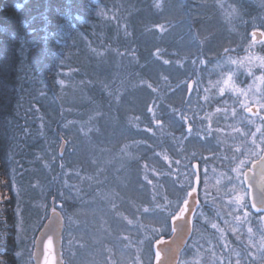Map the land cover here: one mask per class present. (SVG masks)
<instances>
[{"label":"trees","instance_id":"16d2710c","mask_svg":"<svg viewBox=\"0 0 264 264\" xmlns=\"http://www.w3.org/2000/svg\"><path fill=\"white\" fill-rule=\"evenodd\" d=\"M161 1H3L0 10V182L6 199L0 205V231L5 236L4 249L7 248V253L1 254L2 264H33V242L50 210L57 209L64 222L66 221L68 209L64 204L67 200L62 198L60 192L71 188L64 177L70 144L66 127L72 125L76 119L73 110L81 108L76 98L82 95L86 100V107L91 103L90 92L93 93L94 100H105V92L100 91L91 74H104L99 67L104 55L117 56L121 60H134L137 56V29H143V34H147L154 27L156 22L150 12H154ZM176 2L185 14V22L189 23L190 31H194L197 27L195 25L198 24L197 8L202 10L206 3L213 8L232 12L233 15L236 12L239 18H231L233 34L228 39L233 41L218 52L215 48L204 49V41L185 58L177 55L176 51H167L163 46L154 50V55L164 60L170 56L176 62L186 61L188 68L186 74L181 77H167L157 83L154 80L147 82V85L152 86L148 87L150 98L136 114L131 115V119L136 123L132 126L139 130L137 135L140 139L135 140L143 147L137 162L142 164L143 173L150 179L151 184H156L155 189L151 185L153 193L150 209L161 216L165 215V218L151 223H138L141 225V231L136 235L127 236L128 242L133 245H136L139 239L143 240L142 243L148 250L146 257L141 261L137 260L136 253L133 254L128 260L130 264H136L137 261L140 264H152L150 242L170 234L169 220L172 213L178 211L177 203L183 202L191 188L189 179L194 176L192 161L195 160L191 153L197 150L201 154H209L211 166L216 169V174L210 175L207 180L200 174L201 188L211 178L216 181V175L221 178L219 185L227 188L224 185L225 180L222 179V171L223 167L230 163L225 158L231 156L235 148L242 147L243 150L247 146L243 141L248 134L246 132L244 138H225L228 134L220 135V131H216L219 127L227 129V126L222 124L225 120L222 114H219L222 120L217 117L221 125L212 127L215 145L209 148L198 146L203 140L194 135L192 137L190 130L186 129L180 113H183L181 105L187 99L174 82L180 81L181 85L183 81L192 80L195 83L194 90L201 87V103L208 112L216 106L226 104L225 98L230 100V97H238L233 90L236 86L246 84L247 68L242 69V66L247 64L245 59L235 60V72L239 70L242 74H234L231 83H225L226 73L234 66L233 59L250 43L247 35L249 29L255 26L264 30V0ZM203 38L201 36V39ZM256 49L259 52L264 51V44L257 45ZM248 53L250 52L246 49L244 55L247 56ZM215 58L217 65L207 69L210 61ZM93 60H96L94 69L91 65ZM203 61L208 72L205 78L202 75L205 71L201 73L200 68ZM215 73L222 75L216 77L218 74ZM90 82L93 83L92 86ZM170 92H173L172 98ZM178 92L181 94L180 98ZM149 106L153 107V113L148 112ZM214 119L216 120V117ZM154 120L161 121V124L158 126ZM62 140L65 145L67 143L68 149L60 155L59 146ZM237 142L240 145L237 146ZM231 190L234 189L222 192L209 188L210 201L201 206L206 212V218L201 221L195 217L193 223V235L189 244L195 245L194 250L192 249L195 253H191L187 245L182 257L189 259L183 260L184 264H221L227 255L233 262L238 260V264H264V260L255 257L264 255V249L252 243V239L256 237L255 229L251 230L253 234H249V229H244L245 224L238 223L233 218L236 210L233 209L234 203L229 201ZM219 192L224 193L226 201H222L217 195ZM171 200L176 201L174 208L170 204ZM247 207L249 208V205ZM35 210L38 211L36 228L29 241H24L20 237L23 228L21 219L34 216ZM219 211L224 220L215 217L214 214ZM254 219L250 223L252 227L255 224ZM235 225L238 228H234ZM162 226L166 228L162 230ZM218 228L226 243L223 251L215 243ZM191 254L195 259L192 263L189 262ZM249 256H252V259ZM220 257L221 263L218 261ZM63 260L68 264L64 257Z\"/></svg>","mask_w":264,"mask_h":264},{"label":"rangeland","instance_id":"374dc122","mask_svg":"<svg viewBox=\"0 0 264 264\" xmlns=\"http://www.w3.org/2000/svg\"><path fill=\"white\" fill-rule=\"evenodd\" d=\"M2 3L0 10L3 6ZM179 8L176 0H162L154 12H150V16H154L156 23L147 34H143V29H137V56L134 60H121L117 56H103L99 62V67L104 74L91 75H93L95 83L99 85L100 91L105 92V100H94L93 93L90 92L91 103L89 107H86V100L82 95L76 98L81 108L73 110L76 119L72 125L66 127L70 144L69 153L65 160L67 171L64 177L71 188L63 193L60 192L62 198L67 200L64 206L68 209L62 235V246L64 245L62 256L68 264H130L128 260L135 253L137 260L141 261L148 253L143 240L139 239L136 245H133L128 242L127 236L136 235L141 231V225L138 223H151V221L155 222L165 218V215L161 216L155 210L150 209L153 193L151 185L155 189L156 184L155 182L149 183L150 179L145 177L142 164L137 162L138 154L142 153L143 147L137 144L135 140L140 139L137 135L139 130L132 126L136 123L131 119V115L136 114L150 98L147 82L154 80L157 83L164 81L167 77L170 79L181 77L182 74H186L188 66L186 61L176 62L170 56L166 60L157 57L154 55V50L156 47L163 46L167 51H176L177 55L185 58L189 52L197 49L199 43L204 41V49L215 48L218 52L227 43L233 41V39H228L233 34L231 18L233 20L239 18L236 12L233 15L232 12H225L222 9H217V7L213 8L209 3H206L202 10L197 8L198 17L196 20L198 24L195 25L197 27L194 31H190L189 23L185 22V14ZM180 17H183L182 20L179 19ZM254 30L258 32L260 28L254 26L249 29L247 35L250 43L246 49L250 53L245 56L244 51L246 49L242 48L243 50L237 54V57L233 59L232 64L234 66L226 73V82L231 83L235 77V64L237 62L235 60L237 58L245 59L247 64L251 63L254 70L264 69V51L259 52L256 49L257 45L262 46L264 44V30L263 34L259 36L254 34ZM201 36L204 38L201 39ZM259 38L260 41H255ZM215 60L216 58L210 61L207 69L217 65ZM247 64L242 66L243 70L247 68ZM91 65L94 69L96 60H93ZM200 68L201 73L205 71L202 74L205 78L208 72L205 70L204 61ZM215 74H218L216 77L222 75L220 73ZM245 75L248 80V74ZM254 77L251 79L252 84L247 85L246 81L245 85L234 88L233 92L238 97H230V100L225 98L226 104L212 108L216 109L212 112L211 110L208 112L205 108L202 109V106L205 105L201 103L203 101L201 87L194 90V83L191 96L188 97V80L183 81L181 85L180 81L174 82V85L182 90L183 97L187 99L181 105L183 114L187 117V120H183L186 129L190 130L189 134L203 140L202 143L198 144L201 148H209L215 145L214 141L216 140L211 133L212 127L221 123L219 121L222 120L220 116V120H218L217 113L224 116L225 120L222 124L227 126L226 130L221 127L217 128L216 131H220V135L228 134L225 138H229V136L242 137L245 132L246 134L249 133L246 138L243 136V141L247 143V146L243 150L242 147L235 148L231 156L225 158L230 163L223 167L224 170L222 171V179L225 180L224 185L227 188L219 185L221 178L217 175L216 181L211 178L207 183L205 182L203 187L199 189V198L202 203L194 217H198L201 221L205 220L204 214L206 212L201 206L210 201L209 188H216L222 192L231 188L235 189L229 191L231 192L229 201L234 203L233 209L236 210L233 218L238 223L245 224L244 229H255L256 237L252 239V243L261 247V241L264 238V225H261L260 222L264 221V216L261 214L252 215L248 191L241 186L242 172L250 166L253 157H258L264 148V112H262L263 122L255 123L253 121L252 126L249 125L247 121L249 117L245 112L253 103L262 106L264 109V76L255 74ZM92 85L93 83L90 82V86ZM172 93L169 94L170 98H172ZM178 96L181 97L180 92H178ZM231 100L237 102L231 103ZM215 116L217 122L212 124ZM255 118L254 116L253 119ZM219 139L221 138L219 137ZM204 141L206 145H204ZM236 144L237 146L240 145L238 142ZM66 148L68 149L67 143L64 148L65 151ZM191 156L195 159L192 164L198 162V168L201 171L200 174H203L204 180H207V177L210 178V175L216 174V169L211 166L209 154H201L196 150L191 153ZM241 161H244L243 165H241ZM237 168L241 169L239 173L234 171ZM185 179L189 178L185 177ZM189 180L192 188L195 175H192ZM217 195L222 201H226L224 193L219 192ZM237 196L243 198L240 201L243 206H237L234 202ZM5 199L0 182V205ZM170 204L174 208L176 201L171 200ZM219 206L218 204L217 209ZM145 208L150 209V211L145 212ZM37 212L35 210L34 216H26L21 219L23 228L20 237L24 241H29V237L36 228ZM214 215L218 220L222 218L224 220L220 211ZM251 217L256 218L257 221ZM253 219L255 224L252 227L250 223ZM237 225L234 228H238ZM160 228L164 230L166 227ZM216 232L215 243L223 251L226 248V243L222 238L220 228ZM247 233L253 234L252 231ZM4 243L5 236L0 231V264H2L1 254L4 251ZM188 247L190 252L194 254L195 252L192 251L195 245L188 244ZM193 254L190 255L189 262L191 263L195 262ZM154 257L152 255V258ZM255 257L264 260V255H256ZM249 258L252 259V256ZM188 259L182 257L179 263L184 264L183 260L187 261ZM218 261L221 263V257ZM136 264L140 263L137 261ZM221 264H238V260L233 262L227 255Z\"/></svg>","mask_w":264,"mask_h":264},{"label":"water","instance_id":"95a60500","mask_svg":"<svg viewBox=\"0 0 264 264\" xmlns=\"http://www.w3.org/2000/svg\"><path fill=\"white\" fill-rule=\"evenodd\" d=\"M259 34V32H257ZM189 84L192 85L190 82ZM188 84V85H189ZM191 88H189L190 92ZM65 141L60 143L59 154L63 152ZM261 156H264V152ZM260 158L256 161H259ZM194 168L197 170V163H194ZM245 185L249 188L251 204L254 203L256 194L260 191L261 184L264 183L261 176V170L257 165H251L243 173ZM199 174L196 173V181L193 185L195 191L192 195L187 194L186 199L189 201V210L177 220L170 219L171 234L166 238H160L153 242L152 250L155 254L159 253V258L154 260L153 264H177L181 251L186 247L192 233V216L198 207ZM255 209L260 210L259 207ZM51 218V219H50ZM63 231V217L61 213L55 209L48 214L47 219L37 232L33 244L32 261L33 264H63L61 258V237ZM49 238L51 243L49 244ZM46 245H49L46 247Z\"/></svg>","mask_w":264,"mask_h":264},{"label":"snow or ice","instance_id":"6c2138e0","mask_svg":"<svg viewBox=\"0 0 264 264\" xmlns=\"http://www.w3.org/2000/svg\"><path fill=\"white\" fill-rule=\"evenodd\" d=\"M165 63H168V61H165ZM225 83H227V82H225ZM147 87L151 88L152 86L149 84V85H147ZM189 88H191V84H189ZM153 91H155V89H153ZM248 111H251V109H248ZM148 112L153 113V107L152 106L148 107ZM180 116H181V119L187 120V117L184 116L183 113H180ZM153 122L155 124H157L158 126L161 124V121H159V120H154ZM148 130L151 131V129H148ZM209 131H211V130L209 129ZM257 131H260V129H257ZM253 143H255V141H253ZM253 155H256V153H253ZM165 159H167V156H165ZM251 162L260 168L262 180H264V156H261L259 161H256L255 159H253ZM243 164H244V161H241V165H243ZM234 171H237L239 173L241 171V169L237 168V169H234ZM149 183H151V181H149ZM192 191H195V189H193ZM188 195L191 196L192 192H189ZM242 199L243 198L239 197V196H237L235 198L234 202L237 204V206H243L240 204V201ZM166 206H170V205H166ZM156 207H162V205H156ZM176 207L179 210L176 211L175 215H172V220H177L178 218L182 217L186 211L189 210V201L187 199H184L183 204H180L178 202ZM252 207L253 208L259 207L260 210L264 211V183L261 184L260 191L256 194L254 203L252 204ZM144 211L148 212V211H150V209L145 208ZM53 215L55 216V209H53ZM129 223H131V221H129ZM213 227H215V225H213ZM249 232H251V229H249ZM50 243H51V238H49V244ZM48 246L49 245H46V247H48ZM261 247H262V249H264V244H262ZM6 253H7V248L5 247L4 252L2 254H6ZM157 258H159V253H157Z\"/></svg>","mask_w":264,"mask_h":264},{"label":"flooded vegetation","instance_id":"af4514ba","mask_svg":"<svg viewBox=\"0 0 264 264\" xmlns=\"http://www.w3.org/2000/svg\"><path fill=\"white\" fill-rule=\"evenodd\" d=\"M254 32H255V30H254ZM260 32H261V34H263V29L262 28H260ZM255 41H260V38L257 39V40L255 39ZM248 52H250V51L248 50ZM239 73L240 72H235V74H239ZM240 74H242V73H240ZM245 74H248L247 85H250V84H252L251 79H252V77H254L255 74H260V75L264 76V69L259 70V71H257L256 69L254 70V66L250 63V64H247V70L245 71ZM254 78H256V77H254ZM262 91H263V89H262ZM202 109L204 110V106H202ZM249 109H251V111H248V109L245 110L247 116L249 117V118H247V121H248L249 125L252 126L254 124V122L255 123H260L263 120V117H262V112H264L263 107L258 105V104L253 103V105H251ZM214 110H216V109H212L211 112L214 111ZM254 116L256 117L255 119H253ZM249 205H250V201H249ZM251 209H252L253 213L261 214L262 216H264V211H256L252 207H251ZM260 224L264 225V221H261ZM258 227H260V226H258ZM261 243L264 244V238L261 241Z\"/></svg>","mask_w":264,"mask_h":264},{"label":"bare ground","instance_id":"6f19581e","mask_svg":"<svg viewBox=\"0 0 264 264\" xmlns=\"http://www.w3.org/2000/svg\"><path fill=\"white\" fill-rule=\"evenodd\" d=\"M3 1H4V0H2V1L0 0V4H1ZM59 148H60V146H59ZM64 148H65V145H64ZM64 148H63V151H64ZM62 153H63V152H62Z\"/></svg>","mask_w":264,"mask_h":264}]
</instances>
